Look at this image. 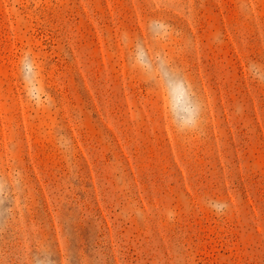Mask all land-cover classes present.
Here are the masks:
<instances>
[{
	"label": "rangeland",
	"instance_id": "obj_1",
	"mask_svg": "<svg viewBox=\"0 0 264 264\" xmlns=\"http://www.w3.org/2000/svg\"><path fill=\"white\" fill-rule=\"evenodd\" d=\"M137 40L191 81L200 132L130 66ZM17 170L0 264L38 246L57 264H264V0H0V176Z\"/></svg>",
	"mask_w": 264,
	"mask_h": 264
},
{
	"label": "clouds",
	"instance_id": "obj_2",
	"mask_svg": "<svg viewBox=\"0 0 264 264\" xmlns=\"http://www.w3.org/2000/svg\"><path fill=\"white\" fill-rule=\"evenodd\" d=\"M157 39V34L152 33ZM217 40L219 37L216 38ZM22 69L21 79L26 85L29 79L38 71L37 64L30 52H25L20 60ZM130 66L138 70L145 81L160 88L164 96L165 110L172 127L178 133L200 132L202 126L203 105L198 99L191 81L174 66L163 52L150 51L142 40H137L130 54ZM57 146L67 154L72 153L71 138L59 133ZM22 174L19 170L12 175L0 176V217L8 218L13 215V206L18 195H22ZM207 207L222 216L229 208L227 201L210 199ZM27 264H57L54 253L47 247H36L29 257Z\"/></svg>",
	"mask_w": 264,
	"mask_h": 264
}]
</instances>
